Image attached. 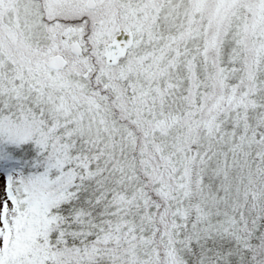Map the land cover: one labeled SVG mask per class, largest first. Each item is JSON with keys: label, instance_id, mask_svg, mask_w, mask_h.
Returning <instances> with one entry per match:
<instances>
[{"label": "snow or ice", "instance_id": "6c2138e0", "mask_svg": "<svg viewBox=\"0 0 264 264\" xmlns=\"http://www.w3.org/2000/svg\"><path fill=\"white\" fill-rule=\"evenodd\" d=\"M0 264H264V0H0Z\"/></svg>", "mask_w": 264, "mask_h": 264}]
</instances>
